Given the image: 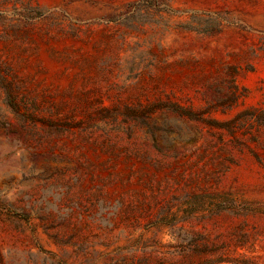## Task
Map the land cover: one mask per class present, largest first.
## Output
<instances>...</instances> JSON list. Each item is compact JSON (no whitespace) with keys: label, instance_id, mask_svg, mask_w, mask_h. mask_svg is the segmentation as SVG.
I'll list each match as a JSON object with an SVG mask.
<instances>
[{"label":"rangeland","instance_id":"obj_1","mask_svg":"<svg viewBox=\"0 0 264 264\" xmlns=\"http://www.w3.org/2000/svg\"><path fill=\"white\" fill-rule=\"evenodd\" d=\"M0 264H264V0H0Z\"/></svg>","mask_w":264,"mask_h":264}]
</instances>
